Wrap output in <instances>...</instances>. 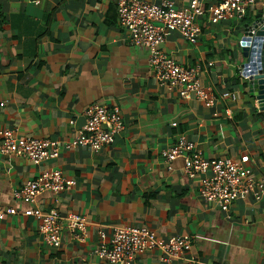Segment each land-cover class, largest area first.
I'll use <instances>...</instances> for the list:
<instances>
[{
  "label": "crops",
  "instance_id": "0c3cea01",
  "mask_svg": "<svg viewBox=\"0 0 264 264\" xmlns=\"http://www.w3.org/2000/svg\"><path fill=\"white\" fill-rule=\"evenodd\" d=\"M263 6L243 20L197 18L195 43L166 32L163 49L199 67L201 85L216 97L210 104L154 76L149 48L120 23L118 0H0V128L60 143L59 155L41 163L0 153V207L18 210L0 219V264H110L96 253L100 231L110 242L116 228L132 225L192 242L189 259L164 260L155 248L133 264H264V198H238L224 211L201 197L200 177H188L182 160L170 170L162 155L186 136L207 158L249 154L253 174L264 177V110L242 73L244 31ZM94 103L122 112V130L98 152L69 145ZM52 169L74 180L72 189L43 192L33 204L13 197ZM30 208L85 216L84 239L65 228L61 245L49 244Z\"/></svg>",
  "mask_w": 264,
  "mask_h": 264
},
{
  "label": "built area",
  "instance_id": "2783aa9c",
  "mask_svg": "<svg viewBox=\"0 0 264 264\" xmlns=\"http://www.w3.org/2000/svg\"><path fill=\"white\" fill-rule=\"evenodd\" d=\"M260 1L264 2V0H218L205 6L201 0H190L186 6L177 7L173 0L161 2L118 0V15L120 23L130 32L133 43L149 48L152 72L161 83L167 84L170 89L178 86L184 97L195 95L214 104L216 97L201 85L199 67L184 66L163 49L166 32L177 30L186 40L195 43L202 31L197 18L207 14L209 20L214 23L232 18L243 20L249 8ZM261 16H264V11L259 17ZM252 24L249 25L253 35L257 28ZM250 45H253L252 37ZM246 70L247 67L243 66V76L250 79L251 74H247ZM229 95V91L222 93L223 97ZM4 103L1 102V105ZM176 124L173 122V125ZM121 130V109L118 106L109 108L105 104L94 103L87 110L85 124L69 145L89 147L98 152L110 144ZM0 153L25 156L35 163H41L59 155L60 143L58 140L23 136L12 129L0 128ZM162 155L170 170L175 161L182 160L188 177H200L201 197L205 201L217 204L224 211L229 210L231 204L238 198L249 196L256 200L264 198V177H256L253 174L249 165V154H243L239 158H207L197 147L196 142L186 136H180L173 145L162 151ZM73 185L74 180L67 177L62 170H46L15 189L13 197L33 204L43 192L58 194L72 189ZM16 213L18 210L13 206L0 207V219ZM26 213L41 220L40 230L49 244L60 246L65 228L79 230L77 236L84 239L87 218L81 214L63 216L57 208H50L47 211L30 208ZM100 236L102 240L96 253L99 258L110 264H133L139 254L155 248L163 252L164 260L189 259L188 254L192 248V242L186 235L176 234L165 240L156 231L145 226L118 227L110 242L105 240L104 230L100 231Z\"/></svg>",
  "mask_w": 264,
  "mask_h": 264
},
{
  "label": "water",
  "instance_id": "95a60500",
  "mask_svg": "<svg viewBox=\"0 0 264 264\" xmlns=\"http://www.w3.org/2000/svg\"><path fill=\"white\" fill-rule=\"evenodd\" d=\"M257 28L256 33L252 35L250 25L245 28L242 46L247 56V74H251L249 86L252 94L257 97L258 105L264 110V16L256 18L254 24ZM251 37L253 45H250Z\"/></svg>",
  "mask_w": 264,
  "mask_h": 264
},
{
  "label": "rangeland",
  "instance_id": "374dc122",
  "mask_svg": "<svg viewBox=\"0 0 264 264\" xmlns=\"http://www.w3.org/2000/svg\"><path fill=\"white\" fill-rule=\"evenodd\" d=\"M263 9H264V6L258 11L259 12V15L257 14V17H259L261 15ZM250 22H253V20H250Z\"/></svg>",
  "mask_w": 264,
  "mask_h": 264
}]
</instances>
